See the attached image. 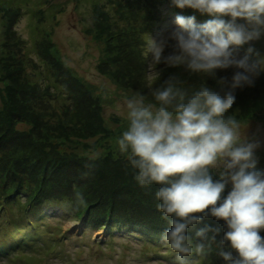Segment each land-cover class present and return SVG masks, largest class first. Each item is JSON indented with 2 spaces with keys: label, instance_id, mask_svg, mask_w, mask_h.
<instances>
[{
  "label": "rangeland",
  "instance_id": "1",
  "mask_svg": "<svg viewBox=\"0 0 264 264\" xmlns=\"http://www.w3.org/2000/svg\"><path fill=\"white\" fill-rule=\"evenodd\" d=\"M177 15L195 16L197 24L211 19L210 16L191 8L180 9L173 5L172 0H0V113L7 112V107L12 108L4 114L10 118L5 119L0 116V148L1 143L8 147L6 152H0V170L4 172L11 168L15 170V167L10 166L13 164L15 166L16 160L24 158L23 152L25 151L21 150V152L17 147L9 148L19 143V138L13 135L15 129L30 132L35 128L40 131L39 136L44 138L41 141L43 147L59 152V154L64 152L76 154L75 156L69 155L75 158L71 160L72 163L64 162L58 167H53V156L40 160L43 168L39 171L37 168L34 170V166L27 165L34 170L32 171L34 176L43 174L42 179L38 177L42 184L44 180L50 179V174L55 171L51 176L55 183L51 184L49 189L37 192L36 187L31 185L30 178H28V183L21 181L20 184H14L0 195V248L5 246L7 249V243L2 242L19 243L20 240H16L17 237L24 235L27 239L36 237L39 235L36 227L41 229L51 227V231H53L52 227H55L58 234L52 240H49L48 235L44 236L43 239L35 241L34 246L27 248L26 251L16 250L7 257L0 255V264H173L175 254L161 246L160 237L159 239L150 238L154 239L150 240L140 232L118 227L102 228L101 224H94L98 221L89 216V213L99 214L101 211L105 214L116 213L129 216L126 211L132 213L142 211V207L138 205L142 202L145 206L143 212L152 211L149 213L155 214V218L159 219L158 223L165 221L159 210L154 208L158 203L155 198L158 186L145 190L146 187L139 186L137 181L128 182L129 177L135 175V169L131 167L126 156L120 155L123 156L122 159H116L112 154L119 156L116 141L125 127L124 120L121 115H118L123 110V98L139 91L145 94L149 101H152L149 94L150 89L159 87L164 80L174 74L179 77L189 75L183 69L160 65V77L152 80L148 78V60L144 55L146 42L150 37L159 42L169 36L176 28L174 21ZM226 19L230 18L226 17ZM238 23H244V21L238 20ZM249 46L264 54V37L239 47L237 49L239 57L242 58L246 54ZM170 51L171 49H167L165 55ZM5 53L13 54L15 58V64L8 65L10 68H6L7 59L3 58ZM115 53L119 56L113 60L111 56ZM132 59H135L136 65ZM150 59L149 57V61ZM49 62L55 63L53 68H59L58 72L52 74V71H49V67H52ZM66 67L81 79L92 95L100 99L99 113L104 120V125L110 128L111 134L80 138L81 140L57 139L49 129L40 127L30 120L28 113L36 116V120L41 122L46 112L42 109L43 106H37L32 101L36 97L33 91L35 88L39 89L37 87L39 84L44 85L43 88L46 91L44 99H48L56 91L60 93V96L67 94L65 78H68V75L62 70ZM18 68L22 70L21 77L16 70ZM131 70L134 72L135 79L128 77ZM234 71V69L217 70V78L214 80L217 81L220 78L231 80ZM5 74L11 79V81L7 79L10 85L11 82L16 81L13 84L17 87L11 90V94L8 92L9 87L6 86ZM18 87H22L21 90L25 87L24 91L31 93L27 92L28 100L24 98L25 103L19 111L15 105L10 104L13 100L20 99L19 95L22 91ZM77 89L78 97H84L83 99H87L89 103L90 98L86 90L79 87ZM263 91L264 73L256 80L254 87L236 90V102L233 105L236 108L239 100L243 101L248 98L252 106L255 105L253 109H248L251 110L248 118L238 120L242 125H249L247 135L252 140L260 142L261 146L256 151L258 170H264ZM55 102L59 104L57 100ZM55 102L54 105L49 106L62 109L55 105ZM75 102H70L69 106L77 105L78 103ZM33 103L34 106H32ZM87 103L80 102L78 107L92 111ZM16 117L19 121H13ZM8 128L12 131L3 142L2 139L8 133ZM30 136L34 135L30 134ZM70 137L73 139L77 136L71 132ZM106 152L108 153L106 155L111 153V157L105 158ZM87 154H103L99 158L102 160H100V165L94 168L95 173L91 175L85 173V168L82 166L87 160L85 157ZM82 158L84 161L80 162L79 159ZM18 170L23 173L22 169ZM77 171L85 173V186L88 189L93 188L95 184L97 185V181H103L105 178H111L114 184H99L103 186L100 188L101 193L97 194L102 198L95 196V199L91 198L94 201L90 200L86 203L78 197L76 189L63 181L64 174L73 177ZM220 171L222 169L213 171L214 179L219 178ZM108 184L111 183L108 182ZM23 186L25 188H22ZM2 188L4 185L1 183L0 189ZM51 197L56 199L53 200L55 202L44 204ZM70 199L78 204L77 219L71 216L68 213L69 209L63 205V202H70ZM119 200L122 202L120 206L116 205ZM31 202L36 204L37 208L34 207L35 205L31 206ZM19 210L28 219V229L25 228L24 221L18 217ZM87 218L94 222H91L88 227L85 224ZM219 221L221 220L209 216L198 225L199 228L207 224L213 229H219V232L208 234L209 237L215 236V244L211 246L207 255L194 254L189 257L193 264H225L216 253V247L222 246L225 251L231 249L227 244L221 245L227 228L226 224L223 225V221L217 225ZM163 224L165 227H170L166 221ZM20 226L24 228L16 229V232L9 231V228ZM42 241L48 242L49 245H44ZM56 241H59V244L55 247L52 243ZM233 255L236 253L233 252Z\"/></svg>",
  "mask_w": 264,
  "mask_h": 264
},
{
  "label": "clouds",
  "instance_id": "2",
  "mask_svg": "<svg viewBox=\"0 0 264 264\" xmlns=\"http://www.w3.org/2000/svg\"><path fill=\"white\" fill-rule=\"evenodd\" d=\"M172 3L211 19L197 24L195 16L177 15L169 36L159 42L150 37L144 53L148 78L158 79L159 66L165 65L203 76L204 83L189 93L174 74L150 89L152 101L139 91L125 96L118 113L125 122L116 141L119 152L135 169L139 186H158L156 207L170 226L160 244L175 254L173 264H193L189 257L207 255L215 244L208 234L219 229L197 225L209 216L226 224L221 245L231 250L216 247L225 264H264V170H258L256 157L261 145L247 135L249 125L229 114L236 90L254 87L264 73V54L252 46L242 58L237 52L264 37V0ZM228 69L234 74L231 80L217 79L220 91L207 85L217 70Z\"/></svg>",
  "mask_w": 264,
  "mask_h": 264
},
{
  "label": "trees",
  "instance_id": "3",
  "mask_svg": "<svg viewBox=\"0 0 264 264\" xmlns=\"http://www.w3.org/2000/svg\"><path fill=\"white\" fill-rule=\"evenodd\" d=\"M118 56L119 55H117L115 53V55L113 54V56H111V58L114 60ZM43 57H44V59H46L45 56H43ZM3 58L7 59L6 68L7 67L10 68L8 65L15 64L14 63L15 58H14L13 54L5 53ZM54 58H56V57H54ZM132 60H134V63L136 65L135 59H132ZM47 61H49V60L47 59ZM1 64H4V63L1 62ZM51 64H52V62H49V65H51ZM54 66H55V63L53 62L52 67L51 66L49 67V71H52L51 72L52 74L54 72H58V70H59V68H53ZM16 70H18V74L21 77V71L22 70L20 68H18ZM62 70H63V72H66V74L68 75V78L67 77L65 78V81H67L66 82L67 85L65 84V89H66L68 95L63 92L64 96H60V93L55 90L56 92L54 94H56V95L53 94V95H50V97L48 99H44L46 91H44V88H43L44 85L39 84V86H37L39 89L36 90V88H35V90L33 91V94H36V97H35V99L33 98L32 101H34L37 104V106H43L42 109L46 110V112H45L44 120L41 122H38V120H36L37 119V118H35L36 116L30 115V113H28L29 116L28 115L27 116L30 118V120L32 122L34 121V123L38 124L40 127H45L46 129H49L50 132L54 133L55 138H57V139L60 138V139H64V140H74V139L81 140V139L89 138V137H97L98 135L103 136V135H108L109 133L111 134L110 128L106 127L104 125V120L100 116V113H99V107H100L99 101H100V99L91 94L90 90L81 82V79L71 71V69L66 67V69H62ZM131 71L128 73V77L135 79L136 77L133 76L134 72L133 71L131 72ZM5 77H4V79L6 80V86L9 87L8 92H9V94H11L10 93L11 90H13L17 87L16 84H13L16 81L11 82V85H10L8 83L7 79H9L10 81H11V79L8 76H6V74H5ZM179 79H181L180 80L181 83H180L179 87L183 88L184 90L188 91L189 93H191L192 91H195L204 83L203 76L197 77L196 75H191V76L190 75H187V76L182 75L181 77H179ZM182 83H184V84H182ZM206 83L209 87H212L213 89H215L217 91H220V88L217 85V81L214 80L213 78H208L206 80ZM77 87L81 88L82 90H86V92L88 93V98H90L89 103H87L88 102L87 99H85V100L83 99L84 97H78L79 93H78ZM132 87H134L133 83H132ZM18 88L20 90L22 89V87H18ZM24 89H25V87H23V90H21L22 93L19 95L20 99H17L15 101L11 98L13 100V102H10V104L15 105L16 108H18V111L21 110V108L23 107V105L25 103L24 98L27 97V92L29 94H31L29 91H26V90L24 91ZM69 91H70V93H69ZM86 92H85V94H87ZM244 98H246V97H244ZM263 99H264V97H263ZM55 100H57L60 105L57 104L55 102ZM54 102H55V105L62 107V109L49 106V105H54ZM70 102H75L78 104L77 105L74 104L73 105L74 109H73L72 106L71 107L69 106ZM80 102H82L84 104L87 103V106L92 108V111H90L89 109L82 108L81 106L78 107ZM32 106H34V103L32 104ZM254 107H255V105L252 106L251 100H249V98L247 100H243V101L239 100L238 103H236V108L233 107L234 110H236V112H234V110L232 109V111H230L229 114L235 115V117L237 119L248 118L247 116H249V114L251 113V110H248V109H253ZM6 109L8 110L7 112L5 111L3 113H0V116H3V118H5V119L10 118V116L7 117L4 114L8 113L9 110H11L12 108L7 107ZM17 120H18V117L13 118V121H17ZM23 120L26 121V119H23ZM9 127L11 128V126H9ZM11 131H12V129L11 130L9 128L7 129L8 133L6 134L5 138L2 139L3 142L5 141L6 137H9L8 134ZM14 131H13V135L16 136L17 138H19L18 139L19 143L18 144L15 143L14 145L10 146L9 148L17 147L20 151L21 150L25 151V152H23L24 158H22L23 161H21L22 159L16 160L15 166H14V164L10 166V167H15V170H11L12 168L8 169L6 172H4V170H0V172H1V174H0V180L1 181L0 182L2 183V185H4V188L0 189V195L3 194V192L5 190L11 188L14 184H20L21 181L28 183L29 182L28 178H30L31 185L36 187L35 190L37 192L38 191L40 192V190H42V189H49L50 185L55 183L54 178L51 179V176L54 175L55 171H52L53 173L50 174V179H47L46 181L44 180V184H42L41 181L38 179V177H41V179H42L43 174L40 176H34V174L32 173V171H34L36 168H37V171H39L40 169L43 168V164H41L40 160H43L47 156L48 157L53 156L52 157V160H54L53 161V167H58L59 164L64 163V162L72 163L73 161H71V160H75V158H72L69 155L75 156L76 154H70L67 152L59 154V152L57 153L54 150L51 151V149L48 150L46 147H43V145H41V141L44 140V138H43V136L42 137L39 136L40 131H37L35 128H33V130L30 132H27L26 130H22V129H15ZM71 132H74L77 137H73V139H72L70 137ZM30 134L31 135L33 134L34 136H30ZM37 141L39 144L37 143ZM4 145L5 144L1 143L0 152H6L7 151L8 147H5ZM84 154H86V153H84ZM106 154H108V153L106 152L104 154L105 158H108L111 155V153H109V155H106ZM112 155L116 159H119V158L122 159V157H123V156H120L121 155L120 152L118 154L119 156H117L116 154H112ZM102 156H103V154H101V155L87 154L85 156L87 158V160L85 163L82 164V166L85 168V171H86L85 173H88L89 175H91L92 173L94 174L95 173L94 168L95 167L98 168V166L100 165L99 164L100 160H101L99 158H101ZM79 160H80V162L82 160L84 161V158L79 159ZM96 160H99V161H96ZM107 162L110 163L108 160H107ZM27 165L34 166L33 167L34 170L29 168ZM49 166H52V165H49ZM18 169H22L23 173L19 172ZM28 171H30V172H28ZM18 173L20 175H18ZM85 173L77 171L73 174V177H71L69 174H64L63 181L65 184H68L69 186H72V188L76 189V191L78 193V197L81 198L82 200H85L86 203L90 202V200H92L91 198L95 199V196H99V198H102L100 195L97 194V193H101L100 188H102V186H103V185L99 186V184H102V183L103 184L105 183L106 185L114 184V181L111 178H105L104 179L105 182H103L104 180L100 181V182L97 181V185L95 184V186L93 188L88 189L85 186L86 185ZM134 177H135V175L134 176L132 175L131 177H129V179L127 181L128 182L136 181L135 179H133ZM3 179H5V181H2ZM108 179H109V181H108ZM108 182H110L111 184H108ZM1 183H0V185H1ZM151 187H157V185H153ZM151 187H146L145 190H150ZM22 188H25V187L23 186ZM51 188H53V187H51ZM230 190H231V185H229L226 188L224 195H227V193ZM53 200H56V199L51 197L44 204H46V205L51 204V203L55 202ZM92 201H94V200H92ZM98 203H101V202H98ZM116 203H118L116 205L120 206V204L122 202H120V200H119ZM30 205L31 206L35 205L34 207L37 208L36 204H34L32 202L30 203ZM63 205L66 206L69 210L72 208L73 212H75V214H76L74 216L75 217L78 216V211H77L78 204L76 201L70 199V202L69 201L63 202ZM116 205H115V207H116ZM138 205H140L142 207V211L140 213H132V212L126 211V212H128L129 216L116 214V213L105 214V213H101V211H99L100 212L99 214L89 213V216H92L93 219H95L96 221L99 222L97 224H101L102 226H105L106 229H108V228L113 229L114 227H118V228L130 230L132 232L143 233L144 236L149 237L148 239H150V238L159 239L161 234L163 232H165L166 230H168L169 227L164 226L165 224H163V223H165V221H161L160 223H158L159 219L155 218V214L149 213L152 211H149V212L144 211L146 213L144 215V212H143V210H144L143 207H145L144 203L139 202ZM59 206H62V205H59ZM154 208H157V207L154 206ZM37 211H39V210H37ZM136 211L139 212L140 210H136ZM116 216H118L119 218H117ZM18 217H20V220L25 219V216L22 215V211L20 212V210L18 213ZM221 221H219L217 223V225H220ZM89 222H93V221H89ZM224 224H225V222L223 221V225ZM197 228H198V225H197ZM189 233H190V235L194 236L193 235L194 234L193 229H189ZM260 235L262 237H264V229L260 230Z\"/></svg>",
  "mask_w": 264,
  "mask_h": 264
}]
</instances>
